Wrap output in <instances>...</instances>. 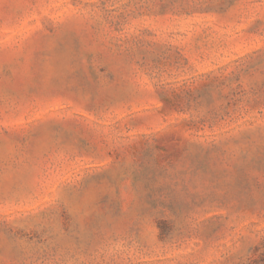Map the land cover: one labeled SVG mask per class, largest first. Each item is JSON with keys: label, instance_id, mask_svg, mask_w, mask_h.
<instances>
[{"label": "rangeland", "instance_id": "1", "mask_svg": "<svg viewBox=\"0 0 264 264\" xmlns=\"http://www.w3.org/2000/svg\"><path fill=\"white\" fill-rule=\"evenodd\" d=\"M0 264H264V0H0Z\"/></svg>", "mask_w": 264, "mask_h": 264}]
</instances>
